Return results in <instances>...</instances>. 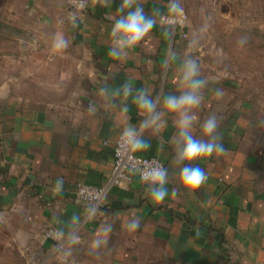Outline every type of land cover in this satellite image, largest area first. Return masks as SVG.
<instances>
[{"label": "crops", "instance_id": "1", "mask_svg": "<svg viewBox=\"0 0 264 264\" xmlns=\"http://www.w3.org/2000/svg\"><path fill=\"white\" fill-rule=\"evenodd\" d=\"M88 1L83 12L46 8L42 36L19 38L18 49L2 55L0 237L7 245L0 253L25 256V264H60L62 256L83 264H264V149L252 151L245 145L250 138L236 136L233 82L205 69L202 56L190 52L178 29L166 21L161 26L158 15L157 26L138 46L121 49L110 32L122 0L106 6ZM136 3L154 16L167 13L170 0ZM61 40L67 47L56 46ZM189 59L199 66L196 78L206 81L202 104L189 113L199 121L189 131L208 139L201 125L215 113L225 148L192 163L208 176L195 193L180 182L186 164L179 161V116L161 108L164 97L190 90L183 79ZM217 89L222 98L215 97ZM141 96L162 113L156 126L137 107ZM124 127L138 129V141L150 146L135 150L138 155L165 162L168 196L156 205L151 193L157 185L134 179L111 187L93 210L76 199L77 184L107 181ZM58 178L63 183L57 189ZM133 219L140 227L129 231ZM51 226L64 234L61 245L43 236ZM98 239L106 243L95 248Z\"/></svg>", "mask_w": 264, "mask_h": 264}, {"label": "rangeland", "instance_id": "2", "mask_svg": "<svg viewBox=\"0 0 264 264\" xmlns=\"http://www.w3.org/2000/svg\"><path fill=\"white\" fill-rule=\"evenodd\" d=\"M188 13L190 52L203 66L233 82L235 133L250 138L249 149H264V0H182ZM70 6L69 0H0V20L15 29L0 30L1 51H16L19 38L42 36L48 7ZM206 26V30H205ZM248 30H252L247 32ZM10 39V41L8 40ZM7 245L0 237V248ZM25 256L0 253V264H25Z\"/></svg>", "mask_w": 264, "mask_h": 264}, {"label": "clouds", "instance_id": "3", "mask_svg": "<svg viewBox=\"0 0 264 264\" xmlns=\"http://www.w3.org/2000/svg\"><path fill=\"white\" fill-rule=\"evenodd\" d=\"M97 2L106 6L109 0H97ZM84 6V2L81 0L80 7L83 8ZM167 9V13L157 11L154 16H149L145 13L143 7L137 5L136 0H122V3L115 13L116 19L112 25L110 35L118 37L116 43L121 49H133L157 26L155 15L160 17L162 22L161 26H163V22L165 21L169 22L173 27L177 26L179 23L177 18L184 14L180 0H170ZM168 35L169 34L166 32L165 37ZM56 46L58 48L67 47V42L61 40ZM109 56L113 59H119L120 53L110 51ZM183 69V79L188 81V88L190 90L182 93L179 97L174 94L164 97L161 101V108L164 112L179 116L177 120V130L179 136L183 138V148L179 153V161H183L186 164L180 171V182L186 191L195 193L207 181L208 176L198 165L195 167L191 166L192 163L202 157L210 158L213 155L223 154L225 148L218 135L220 122L215 113L209 115L201 125V134L208 139H196L191 135L189 130L194 121H199V117L197 115L190 116L189 113L199 108L202 104L204 97L201 94V89L204 87L206 81L196 78L200 73L196 60H185L183 62ZM130 91L131 89H126L125 94L127 95ZM223 95L224 92L222 89H217L215 91V97L217 99L222 98ZM135 103L139 109L151 114V124L156 126L162 113L156 112L155 103L143 96L139 97ZM132 146L137 152H145L150 147L148 144L138 140H134ZM166 171L167 170L161 166L160 168L152 169L149 174L151 182L157 185L151 193V201L156 205L163 203L168 196L167 190L163 188V184L166 183ZM142 179H144V177H142ZM62 183V178H58L56 181L57 189ZM175 194L176 192L173 190V195ZM139 227V219H133L128 224L129 231H135ZM104 231L110 232L111 228H106ZM103 243H106V241L99 239L94 240L93 246L99 248Z\"/></svg>", "mask_w": 264, "mask_h": 264}, {"label": "built area", "instance_id": "4", "mask_svg": "<svg viewBox=\"0 0 264 264\" xmlns=\"http://www.w3.org/2000/svg\"><path fill=\"white\" fill-rule=\"evenodd\" d=\"M80 2L81 0H69L70 6L74 10L78 12L87 10L89 1L83 0L85 5L83 8L80 7ZM183 10L184 14L177 18L179 23L175 28L178 29L181 36L185 38L188 35V13L184 7ZM166 23L170 24L167 21ZM139 135L140 131L138 129L132 127H124L122 129L115 142L112 171L107 181L102 185L79 182L75 191V196L78 201L90 204L92 209L95 210L99 207L111 187L130 184L134 179L152 183L149 175L152 169L163 166V168L167 170L165 162L160 157L141 156L135 152L132 143L134 140H138ZM142 177H144V179H142ZM43 236L47 239L56 241L60 245L65 240L64 234L57 226H51L45 229ZM59 262L60 264H83L81 260L68 256H62Z\"/></svg>", "mask_w": 264, "mask_h": 264}, {"label": "trees", "instance_id": "5", "mask_svg": "<svg viewBox=\"0 0 264 264\" xmlns=\"http://www.w3.org/2000/svg\"><path fill=\"white\" fill-rule=\"evenodd\" d=\"M10 29H15V27H13L12 25H10L9 23H7V22H5L4 20H0V30H2V31H5L6 32V30H10ZM16 30V29H15ZM249 31H252V30H248L247 32H249ZM250 33V32H249ZM9 41H10V39H8ZM10 51H1V53H3V54H6V53H9ZM3 54H1V55H3Z\"/></svg>", "mask_w": 264, "mask_h": 264}]
</instances>
